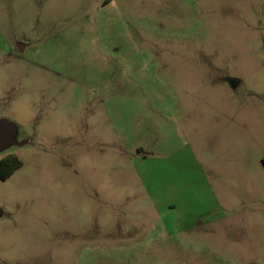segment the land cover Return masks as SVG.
I'll use <instances>...</instances> for the list:
<instances>
[{
  "label": "rangeland",
  "instance_id": "rangeland-1",
  "mask_svg": "<svg viewBox=\"0 0 264 264\" xmlns=\"http://www.w3.org/2000/svg\"><path fill=\"white\" fill-rule=\"evenodd\" d=\"M0 123V264H264V0H0Z\"/></svg>",
  "mask_w": 264,
  "mask_h": 264
},
{
  "label": "trees",
  "instance_id": "trees-1",
  "mask_svg": "<svg viewBox=\"0 0 264 264\" xmlns=\"http://www.w3.org/2000/svg\"><path fill=\"white\" fill-rule=\"evenodd\" d=\"M21 166V162L14 157H4L0 161V179H8Z\"/></svg>",
  "mask_w": 264,
  "mask_h": 264
},
{
  "label": "water",
  "instance_id": "water-1",
  "mask_svg": "<svg viewBox=\"0 0 264 264\" xmlns=\"http://www.w3.org/2000/svg\"><path fill=\"white\" fill-rule=\"evenodd\" d=\"M20 45H23L20 43ZM20 45L17 44V48H20ZM238 82H230V85L232 88H235L237 86ZM9 140L7 138V131L4 124L0 123V151L4 148H6L9 144Z\"/></svg>",
  "mask_w": 264,
  "mask_h": 264
},
{
  "label": "flooded vegetation",
  "instance_id": "flooded-vegetation-1",
  "mask_svg": "<svg viewBox=\"0 0 264 264\" xmlns=\"http://www.w3.org/2000/svg\"><path fill=\"white\" fill-rule=\"evenodd\" d=\"M20 43H21V42H17V43L15 44V46H16L17 44L20 45ZM24 49H25V46H24V45H20V48H17V46H16V50L19 51V52H22ZM0 161H1V159H0ZM0 180H1V179H0ZM1 181H5V180H1Z\"/></svg>",
  "mask_w": 264,
  "mask_h": 264
}]
</instances>
